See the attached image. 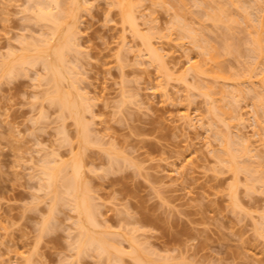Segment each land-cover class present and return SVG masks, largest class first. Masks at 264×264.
<instances>
[{
    "label": "rangeland",
    "instance_id": "rangeland-1",
    "mask_svg": "<svg viewBox=\"0 0 264 264\" xmlns=\"http://www.w3.org/2000/svg\"><path fill=\"white\" fill-rule=\"evenodd\" d=\"M35 1L38 0H0V66L9 52L18 54L26 47L32 50L34 42L37 45L48 37L45 31L52 29L53 23L37 20L34 7L37 9L36 4L44 0ZM197 1H186L192 13L187 11L190 17L186 19L183 15L185 24H193L195 28L191 30L195 31L203 28L200 34L210 44H220L218 48L224 55L225 50L234 49H229L233 54L223 57V67L226 75L241 74L246 70L243 62H250L252 56L246 49L249 30L235 12H240L239 8L231 5L233 11L231 6L226 9L230 16L240 17L238 24L232 23L233 19L226 24L223 18L227 30L223 22H212L208 15L216 10L215 14H219L218 7L229 3L207 0L208 7H203ZM244 2L247 4H242L243 9L247 8L248 15L254 17L253 4L251 7L248 0ZM80 4L84 10H78L80 38L75 41L80 51L76 55L77 47L72 46L73 53L69 55L72 62L74 59L72 65H76H71L73 75L78 73L77 78L73 76L77 80L74 85H79L77 91L81 89L78 94L88 96L86 100L79 94L90 134L85 148L79 143L75 122L64 119L58 105L46 98L53 87L41 65L22 70L12 78L3 77L0 71V264H111L106 255L94 250L78 253L74 243L77 216L72 204L66 199L56 201L44 184L42 164L48 158L54 160L53 156L59 158L57 165L64 162L68 167L64 170L67 176L72 174L69 164L75 158L80 161L87 192L100 209H95V215L101 225H110L107 237L121 244L124 252L133 250L128 245L134 243L137 255L150 263L158 260L154 264H264V237L257 235L264 215V184L254 180V189L250 190L241 175L236 191L242 208L234 207L231 187L235 179L217 154L214 156L221 142L208 123L207 103L185 91L184 83L176 80L183 76L194 84L187 60L196 62L201 55L200 48L180 38L181 29H171L178 18L174 8L147 0L139 9L141 14L138 12L142 36H151L150 41L160 49L164 61L177 70L173 73L175 81L167 86L156 67L149 65L142 38H135L128 27L124 29L120 11L111 7V0H81ZM41 34L46 35L42 41ZM235 49L242 50L241 56L239 52L235 54ZM254 95L249 93L241 100L238 96V101L235 98L234 107L238 105L237 112L244 119L241 124L234 122L236 128L231 125V129L232 134L243 133L244 140L248 138L251 148L260 153L262 170L255 167L253 157L245 161L252 164L255 160L253 165L259 172H254L253 177L264 182V129L255 123L260 98L256 100ZM185 112L193 124L200 122L191 128L183 119ZM114 156L115 161L111 160ZM115 233L117 236H113ZM125 254L118 264H137Z\"/></svg>",
    "mask_w": 264,
    "mask_h": 264
},
{
    "label": "bare ground",
    "instance_id": "bare-ground-1",
    "mask_svg": "<svg viewBox=\"0 0 264 264\" xmlns=\"http://www.w3.org/2000/svg\"><path fill=\"white\" fill-rule=\"evenodd\" d=\"M38 1H35V2L38 3ZM80 1L79 0H68V1L44 0V3H42V4L40 3L38 5L36 4L37 9H36V7H34L35 8L34 10L37 11V15H36L37 20H40L39 22L45 21V23H46V21H48V22H51V24L53 23L52 24L53 27H51L52 29H48L50 32L48 30L45 31L46 34H48L47 35L48 37H45L46 35L41 34L42 39L40 41H42L45 38L46 39L43 40V42H41V43H37V45H35L37 41L35 40L36 42H34V40H33V42L35 43L32 47L33 49L30 50V48H28V50H29L28 51V50H25V49H27V47H26V48H24V51H25L24 52L21 48V50L23 51L22 54L20 53L21 50L18 54H17V52H9V54L7 55V58H6L7 60H4V62L0 66V69H1L0 71H1V74L3 75V77L5 76V78L6 77L12 78V76L15 77L18 75V73L20 74L22 72V70L24 72V70L27 68L30 69L32 67L34 68L38 65H41V67H42L41 69H43L45 71L44 74H47V76H49V79H48L49 84L50 85L52 84V87H53L52 92H51V90L48 91L49 93L46 96V98L48 97L47 99L48 100L50 99L51 102H49V103H53L52 105H54V103L58 105L57 108L60 109L59 111L63 114L62 116L64 119L65 118H69V119L71 118L75 122V125L77 127V131H76V129H75V131L77 132L76 135L79 139V143L82 147L84 146V148H85L86 144H88L87 134H89V133H87L88 131L86 130V126L84 124V122H85L84 117L86 115L82 116V112L84 110L81 108V104L83 103L82 102L83 99L88 98V96H85V98H84V95H86V93L85 92H83L85 94L79 93L80 95L82 94V98H83L82 99L81 96L78 94V91H80L81 89L77 91V89H79V88L78 87L76 88V86H79V85H76V86L74 85V83H76V81H77L74 78H77V76H78L77 75L78 73L76 72L78 70V68H75L77 70L75 71L76 73L73 75V73H74L73 68L76 67V65L75 66L72 65L74 62V59L72 62L71 61L72 55L71 56L69 55L70 54L69 52H71V54L73 53L72 52L73 51L72 46H75L78 49V50L74 49L75 50L74 53L80 51L78 48V43L75 42L76 38L78 39L79 33H80L79 32V29H80L79 20H81V19L78 16V10L79 9L84 10V8H82L83 6L81 5L84 1H82L81 4H80ZM145 1H147V0H145ZM145 1L144 0H111V7L119 9V11H120L119 15H121L120 17L122 20L121 23L123 26L125 25L124 29L125 28L127 29V27H128V31L131 30V33L133 32L132 34L134 36H136L135 38H137V37L142 38L143 44H144V45H142V47L143 46L145 47L144 50L146 51V56L149 59V61L148 60L147 61L150 63V64L149 63L148 64L156 67V69L159 72V75L162 76V80L163 79H164V81L166 80L165 82H167V83H165V84H167V86H168L169 85L168 83L173 82V79L175 81L176 75L174 76L173 73H176L177 70L175 71L174 70L175 67L174 68L170 67L168 65V63L164 61L165 60V59H163L164 55L161 53L160 49L158 47H157L158 49L156 47H154L155 46V45H153L154 43L152 41H150L151 36L148 38H147V36H149V35L144 34L145 37L142 36V33H141L142 28L140 27V25H139L140 23L138 22V20L140 18L138 12L141 10V8H143L142 7L144 5L143 2H145ZM151 1L153 4H159V5L169 4L171 9L173 7L174 8L173 11H176V12H174L175 17H178V18L174 23H172V26L173 25L174 26L171 29L177 28L176 30H178V31L181 29L182 32H181V30L179 31V32H181V33H179L180 38L181 37H183L184 39L187 38V40H189V42L196 45L197 48H200V55H201L200 60H198L196 62H193V60L191 61L190 58L187 60L188 64H189L187 66V68H188V71L192 74L191 77H193L192 79H193V81H195V82H193L194 84L191 85V83H189L186 80V78H182L183 76L180 77V80H178V78L176 80H177V83H179V82L184 83L183 86L185 87V91L190 92V94H194L197 97L200 96L201 98L205 99V101L207 103V113H208L207 115H209L208 118L210 120L208 123H210L211 128L214 127L213 133H215V135H217V137L219 138V141L221 142V143L219 142L221 144L220 151H218L219 150L218 149L217 150L218 153H214V156H215V154H217L216 158L220 161L221 164L223 163L225 165V167L228 169V171H230L232 173L235 181H234V186H232L233 189L231 187V191L233 190L231 199L233 201L234 207L240 208L239 207V206H241L240 202L237 201V196H238V193H237L238 188L237 187L240 184L239 181H242V180H240L242 178L240 176L242 175L244 177V181L246 182L245 184L247 185V188L250 190L254 189L253 188L254 184H255V183H253L254 180L256 182L262 183V185L264 184L263 181H261V180L257 181L256 177H253L254 172L256 174L258 169L260 168V170H262L261 167H263V164L261 163V160H260L261 159L260 153H257L258 150L254 151L255 150L254 147L251 148V144L250 143L248 144V142H249L248 138H247V140H244V138H243L244 134L243 133L239 134V132H237V130H236V132L238 134H232L233 129L236 128L235 127L236 125H234V122L241 124V123H243V119H244L242 117L243 115H240L241 113L239 114L237 112L238 111V105H237V107H234V106H236L234 100L236 97L238 98V96H239L238 100H241L240 98H242V96L243 97L245 96L244 98H247L249 93L251 94V96L253 94H255L254 97H257L256 100H258L260 98L256 102V105L258 108L255 106L257 109H260V110L256 109L257 110V111H255L256 116H254V118L256 117L255 123H256L257 127L264 129V0H251V1L248 0L249 3H251L249 5L251 6L253 4V9L255 8V12H253L254 10L252 11L253 14L255 13L254 17H251L253 15H250V16L248 15L249 13H247V8L243 9L244 8L243 5L247 4V2L246 3L244 2V0H225L226 4L229 3L228 4L229 6H226L224 8H223V6H221V8H223L224 11H222V10L220 11L221 8L218 7L219 14L218 13L215 14V12L217 11L216 10L215 12H212L213 13L212 15L210 13L208 15V18L211 19V17H212V19H213L212 22L215 21L216 23H220V24H221V22H223V18H226V21L228 18V22L225 21L226 24L229 23V21H232V19L234 20V21H232V23L236 22V24H238L237 21H239L238 19H240V17H241L240 20L243 21L242 24L246 23V25L248 27V28L246 27V29H247V32L249 30L248 34H250L249 35L250 36V38H249L250 42H248V43L246 42V49L249 48V49H247L250 53L249 56H252V57H249V59L252 58L254 60L251 62L252 59H250L249 60L250 62H248L246 59L245 63L248 62V65L246 66V64L243 62V65H244V67H246V70L241 71L242 72L241 74L235 73V75H232L233 74L232 73L231 76L226 75V71H225L226 69L223 67L222 59H223V57H225L226 54H233L234 51H233V53H231L232 51L229 50L231 48H229L228 50H225L227 53L224 55L223 52H220V50H219L220 48H218V46L220 44L219 45L217 44V47H216V45H215L216 43L210 44V42L208 41L209 39L207 40L206 38H204V35L202 36L200 34V33H202V30H204L203 28H200L201 29V31H200L197 28V26H199L200 23L198 25H196L197 31H195L194 29L191 30V28H195V26L193 24H192V26H190L191 23L188 24L189 22H187V24H185L186 23V21H185L186 17H188L192 13L191 11H188L189 8L191 9V7H189L186 4V1L188 2V0H186V1L185 0H151ZM195 1H197V0H195ZM193 2H194V0H193ZM200 2L204 4L203 7H206L208 4L207 0L197 1V3H200ZM197 3L195 2V4H197ZM201 3L199 6H201ZM188 4H189V2H188ZM83 5H84V3H83ZM231 5L234 6V9L239 8L240 12L237 11V9L235 11V12H237L238 16H240L239 18H238V16H235V14H233V13H232L233 16L232 15L230 16L231 13L228 14L226 12V9H228V7L230 8ZM232 6H231V11L234 10V9H232ZM85 8H87V7H85ZM82 10H80V13ZM187 11L190 12V13H188L189 15L187 14ZM140 12H142V11H140ZM181 12H183V14H181ZM228 12H230V11L228 10ZM140 16L142 17L143 15H140ZM182 17H184L185 19L183 20ZM206 17H207V15H206ZM234 17L236 19H234ZM225 23L223 22V24H221V25L224 27L226 25ZM186 25L187 26L189 25V26L186 27ZM240 25H241V23L239 24V26ZM225 29H227V27ZM125 31H127V30H125ZM43 35L45 38H43ZM141 38L139 40H141ZM28 44H30V43H28ZM221 49H223V48H221ZM141 50H143V49H141ZM231 50H234V49H231ZM140 53H139V56H140ZM237 53L240 55L242 53V50L240 51V49H238V51H237L235 49V54H237ZM246 56H248V55H246ZM70 57H71V59H70ZM71 65L73 66V68ZM172 69H173V72H172ZM188 71L185 72V73H187V75L189 74ZM2 75H0V76H2ZM75 75H76V77L73 78V76H75ZM74 80H75V82H74ZM240 82L241 83L244 82V85H243V83L241 84ZM160 86L162 87V85H160ZM163 86H166V85L163 84ZM162 88H164V87H162ZM190 94L187 93V95H190ZM246 94H248L247 97H246ZM237 98H236V100H237ZM86 100H88V99H86ZM87 103L88 102H86V104ZM254 104H255V102H254ZM91 107H92V105H91ZM235 108H237V109L235 110ZM81 109L83 110L82 112H81ZM87 110L89 111L91 109L89 108ZM89 112H91V111H89ZM259 112L261 114H259ZM85 113H87V112H85ZM93 115H92V117L94 118ZM182 116H183V119L185 121H187V122H185V124L186 123L189 124L188 126H190V125L194 126V124H196L197 120L196 121L194 120L195 123L193 124L192 119L190 117V114L188 112H185V114ZM198 120H200V119H198ZM197 122H200V121H197ZM239 122H241V123H239ZM86 124H87V122H86ZM231 125H233L232 126L233 129H231ZM89 128L91 129V127H89ZM208 130L211 131V129H208ZM232 135H233V138H232ZM234 139H236V140L234 141ZM234 142L236 144H234ZM95 143H96V141H95ZM96 144H98V143H96ZM233 145H235V146L237 145L238 148H236L237 146L235 147ZM252 146H254V145H252ZM233 147H235V148H233ZM82 150H84V149H82ZM107 152H109V151H107ZM252 153H254V155H252ZM109 155H111V154H109ZM76 156H77V154H76ZM115 156L112 157L111 160L115 161L114 160ZM53 157L55 158L54 160L52 158H51L52 160L51 159L48 160L49 159L48 158L46 161H44V164H42V165H44V166H42V167H44V169H43L44 170L43 171L44 184H45L46 188H48L54 194L56 201L57 200L59 201L61 199H66V200H69L70 201L69 203L72 204L73 210L75 211V214H76L75 216H77L76 222H74L75 223L74 227L77 228L78 235H77V241H74V243L77 244L76 247L78 249V253L81 254L84 252L85 254H87L86 253L87 251L89 253V250H92V251L94 250V252H96L97 254L106 255L107 258L109 259V263L111 262V264H112V261H113V263H115L114 261H116L117 262L116 264H118V262L121 261V256H124V254L127 252L125 255L126 256L130 255L129 258L131 259V257H132L137 264H152V263L154 264V262L156 263V261H158V260H155V259H153V262H151V263H150V261L147 262V261H144L143 259H141V257H139L137 255L138 251L135 250L136 244H134V243L129 242L130 245H128L130 248L132 247L133 250H131V251L128 250L129 252L128 251L124 252L125 250L123 248H121L122 246L119 247V245H121V244L117 243L119 245H116L115 242L110 241V239L108 238L109 236L107 237V235L109 233L108 230H109L110 225L108 224V226H109L108 227L106 223H103V225H104V227H103V225L100 224L98 217H96V215H95V214H97L96 213L97 211H95V209L98 206L96 207L94 205L96 203H93V199L91 198L92 195L90 196L87 192V189L89 187L87 186L88 188L86 189L85 185L87 183L84 184L85 181H83V178H82V174H83L82 168L83 167L80 164V161L75 160L76 158L74 159V161H72L73 160V158H72V160H71L72 162L69 164V168L71 167L72 174L70 176H67V175H64V170L66 171V168L68 169V167L64 166V162H62L63 159L61 161L63 164L61 163V164L57 165L56 163H57V160L59 158L56 160V157L55 156H53ZM252 157L256 160V161L255 160L254 161L258 165L256 163H255L256 166L253 165L254 161L252 164L248 160H246V161L249 162L250 164L245 161V159H250V158L252 159ZM45 158H43V160ZM79 159H81V158H79ZM116 160H118V158ZM66 162H68V161L66 160ZM42 163H43V161H42ZM254 166L259 167V168H255ZM254 176H256V175H254ZM85 180H86V178H85ZM250 182L252 183L251 186L253 185L252 187L250 186ZM263 187H264V185L262 186V189L264 190ZM53 194H51L52 197H54ZM96 201H98V200H96ZM61 203L62 202H60V204ZM99 205H101V204H99ZM241 208H242V206H241ZM97 209L100 212L99 207ZM262 218H263V220L260 222L261 224L259 223L260 225L258 226V230H257L258 234L257 235L258 236L261 235L264 237V215L262 216ZM103 222H105V221H103ZM255 229H257V227H255ZM116 234L117 233H115V235H113V236H117ZM118 238H119V236H118ZM118 238H116L117 241H118ZM116 239L111 238V240H114V241ZM135 242L137 243V240ZM151 253H152V251H151ZM142 254H143V252H142ZM148 256H150V255H148ZM143 258L145 259V256ZM147 260H149V259L147 258ZM122 261H123V259H122ZM159 262H162V261L159 260Z\"/></svg>",
    "mask_w": 264,
    "mask_h": 264
}]
</instances>
